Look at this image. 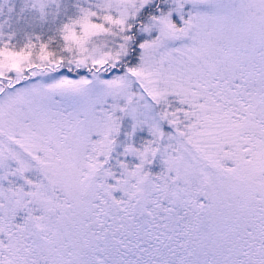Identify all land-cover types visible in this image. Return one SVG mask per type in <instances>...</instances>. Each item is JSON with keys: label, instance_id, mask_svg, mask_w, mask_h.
<instances>
[{"label": "snow or ice", "instance_id": "obj_1", "mask_svg": "<svg viewBox=\"0 0 264 264\" xmlns=\"http://www.w3.org/2000/svg\"><path fill=\"white\" fill-rule=\"evenodd\" d=\"M0 264H264V0H0Z\"/></svg>", "mask_w": 264, "mask_h": 264}]
</instances>
